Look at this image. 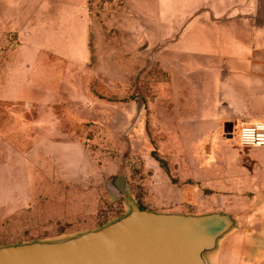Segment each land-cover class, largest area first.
<instances>
[{
    "label": "rangeland",
    "instance_id": "374dc122",
    "mask_svg": "<svg viewBox=\"0 0 264 264\" xmlns=\"http://www.w3.org/2000/svg\"><path fill=\"white\" fill-rule=\"evenodd\" d=\"M195 3L0 0V244L124 214L119 174L144 208L236 202L201 182L214 140L228 139L224 49L209 48L226 36Z\"/></svg>",
    "mask_w": 264,
    "mask_h": 264
},
{
    "label": "crops",
    "instance_id": "0c3cea01",
    "mask_svg": "<svg viewBox=\"0 0 264 264\" xmlns=\"http://www.w3.org/2000/svg\"><path fill=\"white\" fill-rule=\"evenodd\" d=\"M195 7L199 14L208 12L199 23L206 22L226 36L224 40L212 36L209 48L224 49L223 119L232 121L234 134L235 122L240 126L264 119V0H196ZM233 134H222L228 139H222L219 147L214 140L201 181L208 191L236 201L225 207L238 227L225 233L222 248L210 262L264 264V145L241 144ZM210 210L219 209L192 212Z\"/></svg>",
    "mask_w": 264,
    "mask_h": 264
},
{
    "label": "water",
    "instance_id": "95a60500",
    "mask_svg": "<svg viewBox=\"0 0 264 264\" xmlns=\"http://www.w3.org/2000/svg\"><path fill=\"white\" fill-rule=\"evenodd\" d=\"M223 132L233 134L231 120ZM111 184L129 209L98 226L57 238L0 244V264H211L208 252L236 225L229 211H159L128 195L122 174Z\"/></svg>",
    "mask_w": 264,
    "mask_h": 264
},
{
    "label": "built area",
    "instance_id": "2783aa9c",
    "mask_svg": "<svg viewBox=\"0 0 264 264\" xmlns=\"http://www.w3.org/2000/svg\"><path fill=\"white\" fill-rule=\"evenodd\" d=\"M237 138L241 144L264 145V119L241 124L237 129Z\"/></svg>",
    "mask_w": 264,
    "mask_h": 264
},
{
    "label": "trees",
    "instance_id": "16d2710c",
    "mask_svg": "<svg viewBox=\"0 0 264 264\" xmlns=\"http://www.w3.org/2000/svg\"><path fill=\"white\" fill-rule=\"evenodd\" d=\"M139 205V204H138ZM140 207H143V206H141V205H139ZM144 208V207H143Z\"/></svg>",
    "mask_w": 264,
    "mask_h": 264
}]
</instances>
